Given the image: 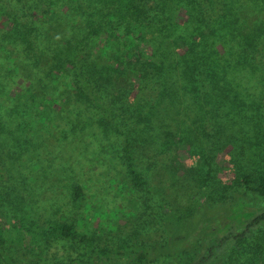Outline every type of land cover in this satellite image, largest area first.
Returning <instances> with one entry per match:
<instances>
[{
    "label": "trees",
    "instance_id": "obj_1",
    "mask_svg": "<svg viewBox=\"0 0 264 264\" xmlns=\"http://www.w3.org/2000/svg\"><path fill=\"white\" fill-rule=\"evenodd\" d=\"M149 2L0 0V166L34 150L27 171L40 168L39 161L64 156L66 168L57 170L58 180L73 173L67 165L72 159L79 163L77 170L94 172L97 167L101 172L88 189L93 199L102 204L129 202L116 224L139 227L130 240L96 246L92 234L78 230L77 220L38 224L32 215L28 220L29 210L57 201L59 184L34 182L25 185L24 193L22 182L8 174L2 181L6 190L1 188V198L7 201L0 205L3 264H14L6 254L7 241L21 244L39 260L54 256L47 264H104L113 257L136 263L161 259V264H223L238 241L259 228L264 231V210L241 215L235 226L225 227L227 208L221 212L203 196L213 181L206 160L207 168L196 181L195 200L158 161V148L168 149L170 139L175 143L169 152L172 158L187 155L189 141L172 116V109L181 112L187 89L191 94L200 89L206 105L249 104L236 90L235 79L248 73L264 76V0H190L188 8L174 4L182 15L192 11L190 17L197 22L217 17L222 24L217 32L212 22L203 28L190 25L195 27L190 48L179 36L167 34V43L189 50L187 57L176 54L171 59L151 43L165 40L171 28L166 20L174 10L166 6L170 0ZM249 11L260 20L250 21L245 16ZM70 16L79 17V24H72ZM81 29L85 38L75 43ZM214 43L219 52L212 51ZM93 48L100 63L88 57ZM153 92L158 96L155 103L140 102ZM94 110L98 117H86ZM92 128L94 134L89 132ZM141 162L146 165L144 174L138 168ZM111 170L120 171L121 178L112 177ZM41 172L46 179L48 172ZM77 179L68 195L74 211L85 208L89 197ZM235 186L264 198V173L240 175ZM140 193L144 202L127 200L139 199ZM97 211L93 216L100 217ZM9 231H14L15 240ZM262 242L264 247V233ZM58 244L68 252H57Z\"/></svg>",
    "mask_w": 264,
    "mask_h": 264
},
{
    "label": "rangeland",
    "instance_id": "obj_2",
    "mask_svg": "<svg viewBox=\"0 0 264 264\" xmlns=\"http://www.w3.org/2000/svg\"><path fill=\"white\" fill-rule=\"evenodd\" d=\"M190 0H170V3H166L167 8L174 10V13L166 20L171 28L167 32H163L165 35V40L159 39L153 41L152 48L160 47L162 48L163 54L167 56V59H171L178 54L179 58H185L188 56L189 50L181 49L175 47L174 44L167 43L168 38H171L173 35L179 36L181 40L185 43L186 46L192 47L194 28L202 27L206 23L210 24L216 29H213L217 32V29L221 27L222 20L208 18L205 21L197 22L194 18L190 17L192 11L188 10L186 15H182L180 11L174 7V4L179 3L178 5L188 8ZM153 2L150 0L149 3ZM248 4L251 3L247 1ZM263 5V4H262ZM264 6V5H263ZM258 11V5L255 12ZM216 12H214L215 14ZM249 16L250 21L260 20L259 16L254 17V12L249 11L247 15ZM72 24H79V17L70 16ZM242 20V18H241ZM191 21V22H190ZM190 25H194L193 28ZM83 29L75 35L74 40L77 43L83 37ZM89 33V32H88ZM84 34L85 36L88 34ZM167 34L169 37L167 38ZM218 34L213 35L212 37H217ZM91 38V37H89ZM96 39V43H98ZM81 42L79 46H82ZM167 45H170L167 47ZM166 47V50L163 48ZM228 48V47H227ZM85 49V47L83 48ZM219 52V49L216 48L215 43L212 45V51ZM187 53H186V52ZM64 52H62V57ZM88 57L94 61L100 63V57L97 54V49L93 48ZM51 64V63H49ZM63 65V62L62 64ZM48 70V69H47ZM235 88L239 92L244 104L249 103L247 107L245 105L236 104H224L222 99H220L219 104L216 105H206V101L202 100V93L198 89L196 93H190L187 89L188 95L183 96L187 98L185 104L182 105L181 112L173 111L172 116L178 118L176 125H179L180 132L183 131V137L186 138L188 146L186 149V154L180 155V157L172 158L169 152L175 146V143L171 141L168 143V149L159 147L158 151V161L159 164H165L167 166V171L173 172L175 178L179 179L178 182H183L186 186L184 188L187 190L189 197L192 200H195L193 196L199 194L198 180L199 177L203 174L204 170L207 168L204 163L206 160L209 164V169H211V184L208 188L204 189L203 196L211 204H216L217 207L227 208L228 214H226V225L235 226L238 219L241 218V215L250 216L253 212H260L264 210V198H260L256 195H252L250 192H244L242 188L235 186V182L238 176L249 173L252 175L264 173V76L258 74L248 73L243 74L239 77H236ZM181 92V91H180ZM191 94V95H190ZM231 94V92H229ZM156 92L150 94L147 98L141 99L140 102H156L157 100ZM154 102V103H155ZM177 107V106H176ZM217 112V115H213V111ZM90 119L98 117V113L94 110ZM89 114V113H88ZM11 118V117H10ZM9 116L6 120H11ZM89 132L95 133V129L92 128ZM174 134H172L173 136ZM36 152L31 150L29 152H23L21 157L17 162L5 163L3 166H0V205H4L2 194L3 189L6 190V186L2 185V181L5 180L6 175H13L17 177L18 182H22V187H24V193L26 191L25 185H33L34 182L44 181L50 184H59L57 188L59 195L57 194V201L50 202L49 204L44 203L45 205H39V207L33 210H29L28 220L36 218L38 224H42L47 220L56 221V222H70L77 220L76 224H79V231H86L89 234H92L95 237V245L103 246L105 244H113L118 242L121 239L130 240L133 234L138 230L139 227L129 226L126 228L119 227L116 224V221L120 219L123 214L126 212L125 209L128 208L126 204H119L118 202L103 203L93 199V191H89V187L92 184L91 182L97 178L101 172L99 168L93 171L86 170H77L79 163H76L75 159L71 160L70 168L73 170L71 176H59L60 180L56 178L57 170H61L62 165L66 168L64 164V156L62 158L60 155L57 159L53 158L52 161L49 160V163L39 161L37 164H40V168H33L34 171H27V166L31 165V158ZM163 153V154H162ZM69 157V156H68ZM162 158V159H161ZM163 160V162H161ZM139 170L144 174L146 171V165L144 162L138 164ZM118 169V167H117ZM201 170V172H200ZM7 171V173H5ZM47 171L48 175L46 179H42V172ZM112 177L120 176V171L111 170ZM185 171L186 175L181 176V172ZM17 174V176H16ZM54 176H53V175ZM3 176V178H1ZM118 177H114L115 180L119 181ZM78 178V183L86 188L85 193L87 194L88 199L85 204L87 206L80 211H74L68 205V195L71 184L75 183V179ZM89 179L90 181H87ZM197 181V182H196ZM39 189V188H38ZM141 194V193H140ZM4 195V194H3ZM24 195V194H23ZM142 196V197H140ZM139 196V199L135 196H129L127 200L135 203H142L146 200L142 194ZM4 198V197H3ZM28 197L27 199H29ZM67 203V204H66ZM27 204V203H26ZM47 205V207H46ZM35 207V206H34ZM4 208V207H3ZM1 208V209H3ZM98 210V211H97ZM93 211L101 213L102 217L95 215L93 216ZM123 211V213H122ZM9 213V212H7ZM32 215V216H31ZM25 220V223L26 221ZM80 220V221H78ZM24 221V220H23ZM76 222V221H75ZM110 230L108 231L107 230ZM224 229V228H223ZM224 232V230H223ZM264 231L262 228L255 230L251 235L245 237L243 240L238 241L237 245L233 246L231 251L227 255V258L223 264H264V247L262 242ZM9 238L14 239V231H9ZM4 247L6 249V254L14 260V264H25L27 260L39 261L40 264H47L50 262V257H46L42 260H39L36 257H32L21 244L10 241L5 242ZM58 248L60 251H58ZM67 251L66 246L57 245V252ZM233 250V251H232ZM36 252V251H34ZM5 254V255H6ZM64 253H61L59 256H63ZM161 259H155L152 263L141 262L136 263L132 262L125 258H110L105 261L104 264H161ZM0 264H3L0 258Z\"/></svg>",
    "mask_w": 264,
    "mask_h": 264
}]
</instances>
